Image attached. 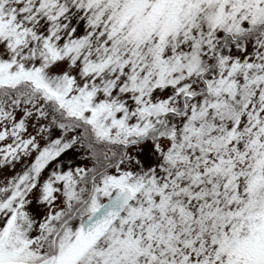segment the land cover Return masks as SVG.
I'll return each instance as SVG.
<instances>
[{
	"label": "snow or ice",
	"instance_id": "obj_1",
	"mask_svg": "<svg viewBox=\"0 0 264 264\" xmlns=\"http://www.w3.org/2000/svg\"><path fill=\"white\" fill-rule=\"evenodd\" d=\"M0 264H264V0H0Z\"/></svg>",
	"mask_w": 264,
	"mask_h": 264
}]
</instances>
